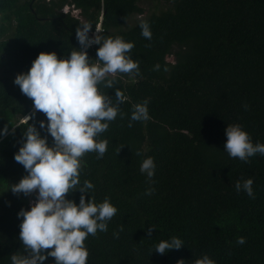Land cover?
I'll list each match as a JSON object with an SVG mask.
<instances>
[{
    "label": "trees",
    "instance_id": "1",
    "mask_svg": "<svg viewBox=\"0 0 264 264\" xmlns=\"http://www.w3.org/2000/svg\"><path fill=\"white\" fill-rule=\"evenodd\" d=\"M153 1L147 12L140 0H0V178L6 187L0 195V264H11L10 256L23 251L18 213L30 210L36 197L10 191L27 175L14 159L24 131L34 124L53 144L40 128L46 115H32L33 101L14 80L41 52L69 57L80 47L76 28L84 23L90 32L101 24L105 38L134 43L128 55L140 69L109 76L112 88L99 85L113 103L117 89L125 100L96 137L108 141L104 156L89 152L81 158L80 183L94 185L88 200L109 198L117 212L106 232L85 240L86 264H194L205 255L216 264H264V155L246 163L224 149L232 124L242 125L254 145L264 144V0ZM136 16V24L128 25ZM145 21L151 39L141 35ZM99 47L87 49L93 62ZM145 100L149 119L131 121L134 105ZM27 116L32 119L21 122ZM148 157L156 165L151 181L140 171ZM248 178L255 199L235 189ZM149 188L154 191L146 195ZM81 195L71 191L67 198L78 205ZM172 237L184 246L155 252ZM239 237L246 242L238 244ZM44 264H55V258Z\"/></svg>",
    "mask_w": 264,
    "mask_h": 264
},
{
    "label": "clouds",
    "instance_id": "2",
    "mask_svg": "<svg viewBox=\"0 0 264 264\" xmlns=\"http://www.w3.org/2000/svg\"><path fill=\"white\" fill-rule=\"evenodd\" d=\"M140 26L141 35L151 39L149 23L145 21ZM91 29L88 23L76 28V40L80 47L74 48L69 57L60 59L55 52H41L30 70L18 74L14 80L22 94L33 101L32 115L36 112L46 115L47 120L40 121V128L46 129L53 138V144L50 146L48 136H42L31 124L24 131L26 139L14 156L27 175L13 184L10 191L26 197L35 194L36 198L30 210L21 209L18 213V217L23 218L19 233L23 251L10 256L11 264H44L49 256L55 258V264H86L89 251L85 240L89 235L95 236L98 230L106 232L108 221L117 212L109 198L99 204L94 197L91 200L86 198L94 185L88 180L80 183L81 158L89 152L98 153L97 159L104 156L108 141L98 142L96 137L109 128L108 122L115 120L119 105L125 100L123 92L117 89L113 103L111 96L100 91L99 85L112 88L115 81L108 79L109 76L115 77L117 73L139 74L140 69L139 62L128 55L134 43L125 42L120 36L105 38L99 35L101 24L94 31L97 34L90 37ZM93 45H100L94 62L87 51ZM159 67L156 65L155 70ZM147 104L145 100L134 105L131 121L149 119ZM131 121L129 127L132 126ZM7 131L5 127L4 133L7 134ZM226 136L224 149L230 157L247 163L249 157L257 153L264 155V144L254 145L242 125H228ZM136 154L140 155L139 152ZM155 168L154 158L148 157L143 160L140 171L151 181ZM253 183L252 178L243 183L237 181L235 189L237 192L243 190L255 199ZM76 190L83 194L78 205L67 198L69 192ZM153 191L149 188L145 194L151 195ZM153 229H147L149 238ZM114 235L118 237L119 233ZM236 242L244 244L246 239L239 237ZM183 246L180 238L172 237L159 242L155 252L165 254ZM185 262L181 259L177 264ZM194 264L216 262L205 255L196 259Z\"/></svg>",
    "mask_w": 264,
    "mask_h": 264
},
{
    "label": "rangeland",
    "instance_id": "3",
    "mask_svg": "<svg viewBox=\"0 0 264 264\" xmlns=\"http://www.w3.org/2000/svg\"><path fill=\"white\" fill-rule=\"evenodd\" d=\"M155 4H156V2L153 1V0H140V5H141L142 7H145V9H146L147 12H150V11L154 10ZM161 5H164V6H165V3H161ZM67 9H68V8L65 7V11H66ZM147 12H145L144 15L147 14ZM74 13L77 14L78 11L75 10ZM139 18H140V16L133 17L132 19L129 20L128 25L131 26V25L136 24V22L138 21ZM99 25H100V24H98L97 26L99 27ZM98 27H97V28H98ZM100 31H102V28L100 29ZM98 34L100 35L101 33H98ZM166 59H167V61H169V62H173V61H174L173 57H171V56L167 57ZM21 122H22V120H21ZM4 190H6V187H5V184H4L3 179L0 178V195L2 194V192H3ZM35 198H36V197H35ZM34 201H35V199L33 200V202H34ZM31 205H32V202H31Z\"/></svg>",
    "mask_w": 264,
    "mask_h": 264
},
{
    "label": "water",
    "instance_id": "4",
    "mask_svg": "<svg viewBox=\"0 0 264 264\" xmlns=\"http://www.w3.org/2000/svg\"><path fill=\"white\" fill-rule=\"evenodd\" d=\"M96 34H97V32H94V31L90 32L91 37H94Z\"/></svg>",
    "mask_w": 264,
    "mask_h": 264
},
{
    "label": "bare ground",
    "instance_id": "5",
    "mask_svg": "<svg viewBox=\"0 0 264 264\" xmlns=\"http://www.w3.org/2000/svg\"><path fill=\"white\" fill-rule=\"evenodd\" d=\"M27 120H28V116H27L26 118L23 119L24 122L27 121Z\"/></svg>",
    "mask_w": 264,
    "mask_h": 264
}]
</instances>
